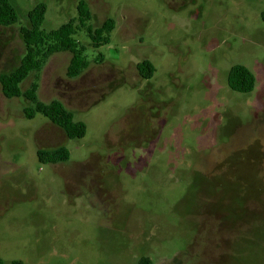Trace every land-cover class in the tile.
Returning <instances> with one entry per match:
<instances>
[{
	"label": "rangeland",
	"instance_id": "374dc122",
	"mask_svg": "<svg viewBox=\"0 0 264 264\" xmlns=\"http://www.w3.org/2000/svg\"><path fill=\"white\" fill-rule=\"evenodd\" d=\"M11 1L19 19L0 26V72L19 63L28 10L44 2L49 30L76 17L79 0ZM85 1L89 24L114 19L110 42L87 47L75 78L71 53H54L38 88L85 123L82 138L24 117L27 100L0 85L4 264H264V0ZM144 59L150 79L137 70ZM236 63L255 75L252 91L229 88ZM58 146L68 161L38 160Z\"/></svg>",
	"mask_w": 264,
	"mask_h": 264
},
{
	"label": "trees",
	"instance_id": "16d2710c",
	"mask_svg": "<svg viewBox=\"0 0 264 264\" xmlns=\"http://www.w3.org/2000/svg\"><path fill=\"white\" fill-rule=\"evenodd\" d=\"M46 14V4L36 3L26 13L27 25L19 29L23 44V53L18 65L7 72H0V85L2 93L7 98L23 97L28 105L23 108L24 117L31 119L37 113L46 117L51 123L60 127L67 138H82L86 133L84 122L76 120L74 113L67 109L58 99L43 102L39 99L38 88L41 71L47 60L57 52L68 51L71 53L70 61L66 68L69 78L77 77L89 65L85 51L88 46L98 48L110 42L111 33L115 27L112 18H106L100 25L89 24L92 18L91 10L85 0L77 3V16L70 18L58 27L45 30L42 28ZM264 21V11L260 14ZM19 11L11 0H0V26L8 27L16 24ZM84 31L88 38L87 44L75 38L76 34ZM104 56L97 53L94 63H101ZM137 70L143 78L150 79L155 72V67L148 59L137 63ZM30 83L24 90L21 83L28 77ZM227 84L233 91L247 93L253 90L255 75L243 64H233L227 72ZM36 155L41 163L55 164L69 160L70 152L65 146L50 149H37ZM0 264H4L0 258ZM10 264H23L20 260H13ZM135 264H152L147 256H141Z\"/></svg>",
	"mask_w": 264,
	"mask_h": 264
}]
</instances>
